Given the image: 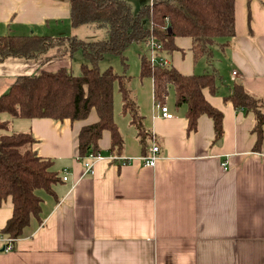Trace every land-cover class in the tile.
Here are the masks:
<instances>
[{"label":"crops","instance_id":"crops-1","mask_svg":"<svg viewBox=\"0 0 264 264\" xmlns=\"http://www.w3.org/2000/svg\"><path fill=\"white\" fill-rule=\"evenodd\" d=\"M71 28L68 0H0V36L81 33ZM234 32L213 47L216 94L204 91L222 113L220 139L206 115L187 134L185 108L176 109L168 94L163 106L172 118H163L149 78L138 75L139 82L131 83L144 126L159 147L154 167L141 160L129 116L121 123L115 119L124 139L122 157L129 160L120 166L108 152V132L99 141V158L77 157V134L97 121L94 110L75 122L2 114L9 131L31 133L33 150L53 161L60 180L53 193L37 192L40 225L32 220L13 243L0 233V264H264V133L255 148L253 116L223 100L240 82L264 105V0L234 1ZM175 44L178 51L159 56L178 72L207 68L193 60L189 39ZM51 54L0 61V96L18 76L70 68L64 59H46ZM79 59L73 64L79 66ZM84 162L91 164L87 174ZM11 215L7 198L0 204V231Z\"/></svg>","mask_w":264,"mask_h":264},{"label":"trees","instance_id":"trees-1","mask_svg":"<svg viewBox=\"0 0 264 264\" xmlns=\"http://www.w3.org/2000/svg\"><path fill=\"white\" fill-rule=\"evenodd\" d=\"M68 1L71 27L94 24L106 29L107 38L84 41L75 36H0V61L10 57L35 60L49 49L57 52L46 59L71 58L76 52L85 59L79 64L76 75L61 68L18 76L7 92L0 96V115L6 114L10 119L48 118L75 122L86 120L94 110L97 121L81 127L77 134L78 159L85 160L101 153L99 141L104 132L109 133V154L122 157L124 139L113 115L116 85L121 113L129 116L142 155H148L152 133L144 126L131 89V76L126 74L125 52L136 44L143 49L138 54L139 78L152 81L155 100L163 105L168 91H172L174 107L185 108L187 134L195 131L198 118L206 115L213 122L214 138H221L222 113L213 108L204 96L205 90L211 95L217 92L215 69L212 67L209 73L183 75L170 65L152 67L148 58V42L151 38L158 44L159 53H172L179 50L176 39H189L193 60L205 58L211 65L216 39L228 40L235 35V0H150L136 13L123 0ZM107 54L120 60L122 74H117L111 67L99 70L98 64ZM223 100L231 103L234 110H246L253 116L252 132L256 135L257 148L264 133V105L261 100L240 82L232 84L230 94ZM34 143L29 131L11 132L8 123L0 119V204L7 198L12 203V215L0 233L11 243L22 236L32 220L41 224L42 199L37 192L53 193V185L60 180L52 168L53 161L37 156L33 150Z\"/></svg>","mask_w":264,"mask_h":264},{"label":"rangeland","instance_id":"rangeland-1","mask_svg":"<svg viewBox=\"0 0 264 264\" xmlns=\"http://www.w3.org/2000/svg\"><path fill=\"white\" fill-rule=\"evenodd\" d=\"M126 3L129 4L131 10L133 13H136V11L145 5H148L150 0H123ZM142 1V2H141ZM71 31L73 32H81L79 35H70V36H75L79 39H82L84 41H100L104 40L107 38V32L105 28H99L94 24H87V25H81L79 27L71 28ZM76 34V33H74ZM222 39H216L215 42H219ZM143 51L142 47L140 45L132 44L129 46V48L125 52V56L127 58V63H128V68L126 70V74L131 76V83H136L139 82L138 75H139V58L138 54L139 52ZM48 52H51L52 54H56V49H49ZM51 54V55H52ZM77 58H80V62H85L84 57L81 55L80 52H76L72 55L71 58L67 56L63 57H53V59H64L66 62H69V71H71L72 74L76 75L78 74V65L73 64L77 60ZM211 61H215V57L213 56V49H212V59ZM203 62V63H200ZM199 66H204L207 65V68L196 74H202L206 72H211L212 71V65H209L206 62L205 58H201L198 62ZM212 64V63H211ZM99 70L103 71L109 67H111L117 74H122L123 73V68L122 65L120 64V60L113 55L107 54L104 56L103 60L98 64ZM67 69V68H66ZM116 86V85H115ZM172 99L173 93L172 91H168V99ZM94 112V111H92ZM2 115V114H1ZM0 115V118H1ZM113 115H114V120H118L119 123H121V119L127 118L128 115H123L121 113V101H120V96L117 92V88L115 87L114 89V95H113ZM3 116V115H2Z\"/></svg>","mask_w":264,"mask_h":264},{"label":"built area","instance_id":"built-area-1","mask_svg":"<svg viewBox=\"0 0 264 264\" xmlns=\"http://www.w3.org/2000/svg\"><path fill=\"white\" fill-rule=\"evenodd\" d=\"M159 50H160V46L158 44H156L151 38L148 42V58H149V62L151 64L152 67H154L155 65H160V66H167L169 65L168 62L161 58L159 56ZM152 82V81H151ZM153 98H154V94H153ZM154 102L155 105L160 108V112H161V116L165 119H170L172 118V114H170L167 110V108L163 105H160L154 98ZM151 146L149 148V154L146 156H143L141 158L143 164L145 166L148 167H154L156 160L158 159V153H159V147L155 142V136L154 134H151ZM93 158H99L100 156H92ZM111 159L113 161H119L120 162V166H124L126 165L129 160L123 157H111ZM84 166V172L87 174L89 172H91V164L89 162H84L83 163ZM66 171H63V176H62V180L66 181L67 176H66ZM7 242H11L10 240H7Z\"/></svg>","mask_w":264,"mask_h":264}]
</instances>
